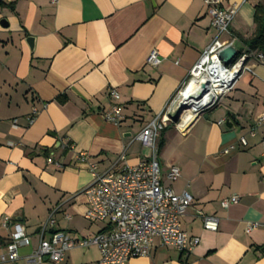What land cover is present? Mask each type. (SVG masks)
<instances>
[{
  "label": "crops",
  "instance_id": "1",
  "mask_svg": "<svg viewBox=\"0 0 264 264\" xmlns=\"http://www.w3.org/2000/svg\"><path fill=\"white\" fill-rule=\"evenodd\" d=\"M0 2V250L13 226L20 225L28 244L18 249L15 264H23L53 209L55 224L44 233L46 240L55 231L91 238L102 229L84 218L82 191L91 175L74 161V153H86L99 171L122 152L128 166L146 159L149 150L133 137L188 82L216 31L204 0ZM220 2L237 12L219 39L233 40L239 49L240 39L253 32L254 8L264 7V0ZM151 51L160 57L157 67L146 64ZM113 89L117 100L109 97ZM112 105L122 110L119 125L103 118ZM33 108L38 113L29 124ZM263 114L264 63L248 62L212 109L184 130L174 128L173 135L185 141L182 154L165 157L170 126L161 132L163 178L170 166L181 173L176 182L163 179L164 184L175 194L191 195L180 224L199 244L185 256L155 242L149 257L127 264H264V129L248 136ZM244 136L247 147L222 153ZM50 156L61 169L46 163ZM234 195L238 202L223 209L221 200ZM199 214L216 218L217 231H205ZM3 218H8L6 227ZM247 223L258 227L246 233ZM99 257L94 246L73 248L62 262L41 264H97Z\"/></svg>",
  "mask_w": 264,
  "mask_h": 264
},
{
  "label": "built area",
  "instance_id": "2",
  "mask_svg": "<svg viewBox=\"0 0 264 264\" xmlns=\"http://www.w3.org/2000/svg\"><path fill=\"white\" fill-rule=\"evenodd\" d=\"M206 15L211 20V26L216 31L215 38L203 51L197 63L189 72V80L173 95L164 109L156 115L132 141L138 142L149 150V156L134 166L125 163V153L122 152L117 161L105 171H99L93 160L83 152L74 153V161L87 167L90 183L83 189L86 198L85 220L102 225V229L91 238H72L68 234L55 231L49 239H44V233L55 224L54 214L50 211L46 221L40 228V238L34 251L24 257L23 264H41L44 261L60 263L65 252L73 248L94 246L99 252L97 264H127L131 259L147 258L156 242L161 247L189 255L199 244V239L187 235L181 228L180 219L192 203V197L187 191L175 194L170 185L180 178V169L170 166L163 178L158 162L157 140L160 133L170 124L178 109L183 106L182 94L189 85L201 87L210 99L197 111V115L214 107L220 98L231 91L248 62L264 63V54L250 50H242L233 61L224 64L218 55L227 47L233 46V40L221 41L219 37L228 33L232 20L237 12L235 7L224 8L220 0H204ZM160 57L151 51L146 58V64L157 67ZM109 97L117 100L116 90L109 91ZM185 107V106H183ZM38 111L33 108L29 124H32ZM106 122L119 125L123 120L122 110L118 105H112L103 113ZM181 115L174 128L179 131ZM220 121L219 124H222ZM264 129V114L260 115L248 136L254 137L257 129ZM184 133V132H181ZM247 138L241 137L237 144L225 148L222 153L228 154L237 147H247ZM67 150L74 151L73 145H65ZM48 165L61 169L62 165L50 156L46 159ZM120 165L117 170L116 166ZM164 179V180H163ZM237 196L224 198L220 206L226 209L238 202ZM205 231L216 232V218L199 214ZM67 218V217H66ZM8 218H3L2 226L8 225ZM256 223H247L245 232L257 228ZM28 244V238L20 225L13 226L10 240L3 250H0V264H15L18 260V249Z\"/></svg>",
  "mask_w": 264,
  "mask_h": 264
},
{
  "label": "bare ground",
  "instance_id": "3",
  "mask_svg": "<svg viewBox=\"0 0 264 264\" xmlns=\"http://www.w3.org/2000/svg\"><path fill=\"white\" fill-rule=\"evenodd\" d=\"M182 96L184 100H186L184 103H182V105L188 109L184 110L181 114V122L178 126L179 130H184L186 127H188L196 117L197 111L201 109V107H203V105L206 104L210 99L205 89H202V87L195 88L192 85L187 87L185 93H183Z\"/></svg>",
  "mask_w": 264,
  "mask_h": 264
},
{
  "label": "trees",
  "instance_id": "4",
  "mask_svg": "<svg viewBox=\"0 0 264 264\" xmlns=\"http://www.w3.org/2000/svg\"><path fill=\"white\" fill-rule=\"evenodd\" d=\"M0 4L2 3L0 2ZM253 24H254V29L251 36L247 39H243V40L240 39V43L242 47L237 49L239 52L242 50H250V51H260L264 53V7L261 5H258L254 8ZM59 100H61V98ZM162 133L157 145L158 153L163 146Z\"/></svg>",
  "mask_w": 264,
  "mask_h": 264
},
{
  "label": "rangeland",
  "instance_id": "5",
  "mask_svg": "<svg viewBox=\"0 0 264 264\" xmlns=\"http://www.w3.org/2000/svg\"><path fill=\"white\" fill-rule=\"evenodd\" d=\"M184 110L188 109L187 107L183 108ZM183 110V111H184ZM182 111V112H183ZM181 112V114H182ZM206 112V111H205ZM203 112V113H205ZM170 128L168 130V135L167 136V147H166V150H165V157H167L168 154H172V153H175L176 152V156L180 155L183 153V146H185V141H183V138H180V136L178 137V135H173L174 133V124H170L169 125ZM175 136V137H173ZM158 161L159 163H162L163 164V151L162 153L160 154L159 158H158Z\"/></svg>",
  "mask_w": 264,
  "mask_h": 264
},
{
  "label": "water",
  "instance_id": "6",
  "mask_svg": "<svg viewBox=\"0 0 264 264\" xmlns=\"http://www.w3.org/2000/svg\"><path fill=\"white\" fill-rule=\"evenodd\" d=\"M27 43L29 44L30 48H31V43H32V39L28 38L27 39ZM237 54H239V51L234 47V46H230L227 47L226 49H224L223 51H221L218 55V58L224 63V64H229L233 61V59L237 56ZM206 84H202L201 87L202 89H205ZM183 106H181L178 111L176 112V114L171 117V121L172 123H177V121L179 120V117L181 115V112L184 110ZM213 108V107H212ZM210 108V109H212ZM208 109V110H210ZM207 110V111H208ZM203 113L197 115L194 120H196L198 117H200ZM193 120V121H194Z\"/></svg>",
  "mask_w": 264,
  "mask_h": 264
}]
</instances>
